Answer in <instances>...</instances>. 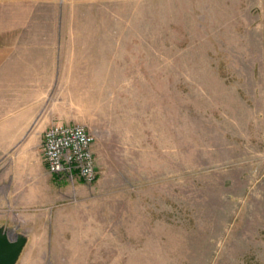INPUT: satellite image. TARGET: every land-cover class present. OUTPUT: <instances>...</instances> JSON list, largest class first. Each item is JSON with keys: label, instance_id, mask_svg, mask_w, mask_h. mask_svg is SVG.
<instances>
[{"label": "rangeland", "instance_id": "374dc122", "mask_svg": "<svg viewBox=\"0 0 264 264\" xmlns=\"http://www.w3.org/2000/svg\"><path fill=\"white\" fill-rule=\"evenodd\" d=\"M11 27L0 224L28 237L16 264H264V0H6ZM54 123L91 134L96 181L36 167Z\"/></svg>", "mask_w": 264, "mask_h": 264}, {"label": "built area", "instance_id": "2783aa9c", "mask_svg": "<svg viewBox=\"0 0 264 264\" xmlns=\"http://www.w3.org/2000/svg\"><path fill=\"white\" fill-rule=\"evenodd\" d=\"M92 136L81 124H50L42 134L47 171L69 182L91 184L97 179Z\"/></svg>", "mask_w": 264, "mask_h": 264}, {"label": "water", "instance_id": "95a60500", "mask_svg": "<svg viewBox=\"0 0 264 264\" xmlns=\"http://www.w3.org/2000/svg\"><path fill=\"white\" fill-rule=\"evenodd\" d=\"M28 237L23 232H16L11 238L8 227L0 224V264H16Z\"/></svg>", "mask_w": 264, "mask_h": 264}, {"label": "crops", "instance_id": "0c3cea01", "mask_svg": "<svg viewBox=\"0 0 264 264\" xmlns=\"http://www.w3.org/2000/svg\"><path fill=\"white\" fill-rule=\"evenodd\" d=\"M6 0H0V3L1 2H5ZM14 28H17V27H14ZM12 27L7 29V30H4L3 32L1 31L0 32V46H9V45H13V44H16V41H14V39H17V37L13 38V35L16 34L13 33L12 31ZM12 35V36H11ZM27 119L28 118H25L24 121H23V124L24 123H27ZM36 167L39 169V168H42L43 170H45V163L41 160L40 161V164L37 163ZM36 168V170H38ZM47 170V169H46ZM79 182V181H78Z\"/></svg>", "mask_w": 264, "mask_h": 264}]
</instances>
